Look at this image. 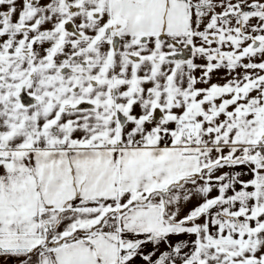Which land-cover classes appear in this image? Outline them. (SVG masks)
<instances>
[{"label": "snow or ice", "instance_id": "6c2138e0", "mask_svg": "<svg viewBox=\"0 0 264 264\" xmlns=\"http://www.w3.org/2000/svg\"><path fill=\"white\" fill-rule=\"evenodd\" d=\"M0 264H264V0H0Z\"/></svg>", "mask_w": 264, "mask_h": 264}]
</instances>
